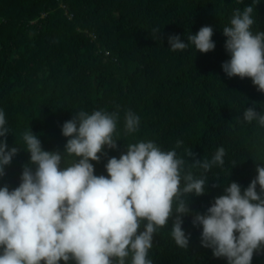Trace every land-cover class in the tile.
Instances as JSON below:
<instances>
[{"label":"trees","instance_id":"1","mask_svg":"<svg viewBox=\"0 0 264 264\" xmlns=\"http://www.w3.org/2000/svg\"><path fill=\"white\" fill-rule=\"evenodd\" d=\"M247 5L254 7L253 32L264 31V0L257 5L254 0H0V108L9 128L6 143L20 149L5 166L0 186L11 190L20 183L30 157L22 139L26 130L44 150L63 152L67 138L61 127L74 114L118 112V147L92 161L94 174L107 176L108 157L150 140L163 150L175 149L186 171L208 179L203 195H189L191 211L182 217L188 248L175 244L169 220L154 235L153 264H227L201 245L202 228L191 221L229 183L246 188L257 175L256 164L264 163V127L243 120L248 107L264 114V93L251 78H230L221 67L230 59L222 28L235 9ZM205 25L213 28L214 50L201 53L192 45L170 50L169 35L187 43V35ZM156 27L159 40L153 38ZM128 110L140 117L134 133L125 130ZM220 146L226 150L223 166L207 173L192 167L186 150L203 160ZM74 159L65 156L62 166ZM251 264H264V254H254Z\"/></svg>","mask_w":264,"mask_h":264},{"label":"clouds","instance_id":"2","mask_svg":"<svg viewBox=\"0 0 264 264\" xmlns=\"http://www.w3.org/2000/svg\"><path fill=\"white\" fill-rule=\"evenodd\" d=\"M253 12V5L235 9L222 28L230 59L221 67L230 78H251L264 93V31L253 32ZM160 30L153 28L154 39L159 40ZM212 36V26L205 25L189 33L187 43L177 34L167 39L172 51L192 45L207 53L215 48ZM118 119V112L103 109L77 112L62 124L67 138L63 152L44 150L30 129L22 134L29 163L17 187L0 186V264H127L129 256L131 264H153L149 250L154 235L169 220L175 244L188 248L190 233L183 229L182 217L191 211L189 195L205 193L207 177L186 171V161L175 149L163 150L150 140L126 145L118 158L108 157L107 176L94 174L92 161L107 156L105 149L118 147ZM243 120L264 127V114L254 107L245 109ZM124 121L126 132L138 130L140 117L133 111L125 113ZM8 133L0 108V177L20 150L8 147ZM186 154L193 157L192 167L207 173L224 165L226 150L220 146L211 159L203 160L191 149ZM65 156L77 159L65 167ZM255 171L246 188L229 183L205 213L197 212L191 221L202 228L201 245L227 264H251L254 254H264V163H257Z\"/></svg>","mask_w":264,"mask_h":264}]
</instances>
